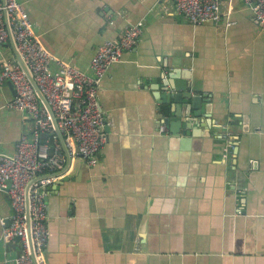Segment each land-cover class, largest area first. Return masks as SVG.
<instances>
[{"label": "crops", "instance_id": "obj_1", "mask_svg": "<svg viewBox=\"0 0 264 264\" xmlns=\"http://www.w3.org/2000/svg\"><path fill=\"white\" fill-rule=\"evenodd\" d=\"M18 1L43 45L85 72L105 39L143 28L98 89L108 140L96 162L66 167L54 127L40 135L49 146L56 135L65 158L39 186L46 264H264V25L249 8L222 0L219 22L193 24L171 0ZM3 59L17 60L9 42ZM180 82L202 97L201 114L174 101ZM14 97L0 85V153L33 138L35 120L10 108ZM11 214L0 191V264L23 250L2 238Z\"/></svg>", "mask_w": 264, "mask_h": 264}, {"label": "built area", "instance_id": "obj_2", "mask_svg": "<svg viewBox=\"0 0 264 264\" xmlns=\"http://www.w3.org/2000/svg\"><path fill=\"white\" fill-rule=\"evenodd\" d=\"M171 1L174 4L172 13L184 16L193 24L219 22L222 18V0ZM241 1L249 8L254 20L264 25V0ZM8 27L20 56L54 112L69 155L82 157L88 164H94L97 153L108 140L104 127L107 122L97 100L98 89L109 67L121 61L124 53L134 48L143 28L132 25L124 29L119 40L105 39L91 59L90 72H85L58 58L43 45L34 33L28 12L18 0H0V49L9 42ZM52 64L56 67L54 73L50 71ZM7 80L15 89L10 108L29 111L35 124L32 140L23 136L15 153H0V191L9 194L12 207L9 218L1 220L4 227L2 238L8 241L19 237L22 240L23 250L14 259L15 264H46L44 247L48 225L44 195L39 186L55 179L51 173L62 167L65 158L56 135L52 146L40 141L43 132L53 130V122L15 59L0 62V85ZM164 130L165 126H161L160 131ZM228 147L233 149L235 144L229 143ZM29 183L33 256L26 217V189Z\"/></svg>", "mask_w": 264, "mask_h": 264}, {"label": "water", "instance_id": "obj_3", "mask_svg": "<svg viewBox=\"0 0 264 264\" xmlns=\"http://www.w3.org/2000/svg\"><path fill=\"white\" fill-rule=\"evenodd\" d=\"M5 19H6V16H5ZM8 30H9V43L12 45V47L14 49V53H15L17 62L20 64V66L24 70V72L27 75V77H28V79H29L32 87L34 88V90H35V92H36L39 100L45 106L48 114L50 115L51 120L53 122V127H54L53 133H55V134L58 135V137L60 138V142H61V144H62V146L64 148L63 135H62V133H61L59 127H58L57 120H56V117L54 115V112L52 111V109H51V107H50V105H49L46 97L43 95V93L41 92L40 88L36 84L34 78L32 77L31 72L28 69V66L26 65V63L24 62V60L22 59V57L20 56V53L17 50L16 43H15V41H14L12 35H11V31H10V28L9 27H8ZM181 75H182L183 78L189 77V73L186 70H183L181 72ZM9 82L12 84L11 81H9ZM179 85H177L178 86L177 88L181 89L182 92L181 93H177L175 96H173L174 101L182 103V105L180 104V106H182L183 110H185L187 108V105H190V107L192 106L193 108H196L197 109V112L194 113L195 115L201 114V102L203 100L202 97L199 96V95L191 96L190 93L192 92V90H191L190 83L186 82L185 85H184L183 82H180ZM185 98H188L189 100H191V104L190 103L187 104L186 102H183V100ZM184 104H187V105H184ZM179 118H180V116L177 115V118L176 119H179ZM64 152H65V155H66V167H68L69 164H71V162L73 161L74 168H76V166L80 165L83 161H85V159H83L82 157H76L74 160H72L71 157H70V155H68L66 149L64 150ZM66 170L67 169H65L63 172L60 171L61 173L60 172L59 173L60 174H64L66 172ZM63 180H66V179H63ZM31 183H29V185L27 186V189H26V217H27L28 238H29V243H30V247H31V254L33 256V248H32V243H31V234H30V223H29L30 222L29 204H28V191H29V187H30Z\"/></svg>", "mask_w": 264, "mask_h": 264}, {"label": "bare ground", "instance_id": "obj_4", "mask_svg": "<svg viewBox=\"0 0 264 264\" xmlns=\"http://www.w3.org/2000/svg\"><path fill=\"white\" fill-rule=\"evenodd\" d=\"M29 15V14H28Z\"/></svg>", "mask_w": 264, "mask_h": 264}]
</instances>
